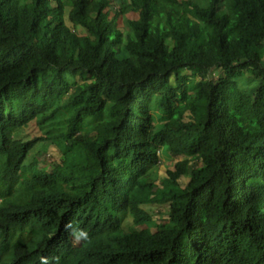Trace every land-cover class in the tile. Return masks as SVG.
Returning a JSON list of instances; mask_svg holds the SVG:
<instances>
[{
	"label": "trees",
	"instance_id": "16d2710c",
	"mask_svg": "<svg viewBox=\"0 0 264 264\" xmlns=\"http://www.w3.org/2000/svg\"><path fill=\"white\" fill-rule=\"evenodd\" d=\"M32 121L55 133L14 137ZM160 150L185 159L150 186ZM42 257L264 264V0H0V264Z\"/></svg>",
	"mask_w": 264,
	"mask_h": 264
},
{
	"label": "rangeland",
	"instance_id": "374dc122",
	"mask_svg": "<svg viewBox=\"0 0 264 264\" xmlns=\"http://www.w3.org/2000/svg\"><path fill=\"white\" fill-rule=\"evenodd\" d=\"M122 6V2L119 3H115L113 4V8L110 11L111 15H113L119 8H121ZM67 13H65V24L72 28L74 30V32L77 34V36L80 38V40L83 42V38L86 35V31L82 28L79 27H73L71 25V23L68 21L67 19ZM133 14H120L119 16V24H120V31H123L126 27L125 21L128 19H131L133 16ZM171 47V43L170 42H166V44H162L160 46V51L166 53L169 48ZM222 76V72L216 69H212L211 73H210V77H212L214 80H216L218 77ZM248 82H244V84H242V86H248ZM153 118L155 119V121L157 122V116L156 113H153ZM61 126H64V123H60ZM57 125H52V126H48V130H51L55 133V127ZM60 128V127H59ZM46 129H41L39 128V126L37 125V123L35 121L30 122L25 128H22L20 131H17L16 134H14L15 138H18L22 141H28V140H32L34 138L40 137V136H44ZM61 150H59L57 144L53 141H43V142H38L34 148L30 151V153L27 156V161L26 164L33 162L38 163V168L40 169H49L51 168L53 165L57 164L60 162L61 160ZM159 164L157 166V168H154L151 173H150V178L151 180H149V184L150 186H159L160 182L162 179L166 178V172L168 170H173L174 169V164L184 160V157H173V156H169L167 154H163V151L160 150L159 152ZM155 177L154 181L152 180V178ZM188 179L187 178H181L180 179V184L181 187H184L187 183ZM153 210V224L151 225L152 231H154L156 228H159L163 225V223H165L167 221V207H157L154 206V208H152ZM122 226L125 230L127 229H131L134 228L132 225V222L130 220V217L128 215H125L123 218V223ZM81 244L78 243H73L71 242V246H80Z\"/></svg>",
	"mask_w": 264,
	"mask_h": 264
},
{
	"label": "clouds",
	"instance_id": "9594fccd",
	"mask_svg": "<svg viewBox=\"0 0 264 264\" xmlns=\"http://www.w3.org/2000/svg\"><path fill=\"white\" fill-rule=\"evenodd\" d=\"M65 229L69 231L73 243L90 242L89 233L82 228L74 227L71 222L65 225ZM41 264H47V259L42 257Z\"/></svg>",
	"mask_w": 264,
	"mask_h": 264
}]
</instances>
